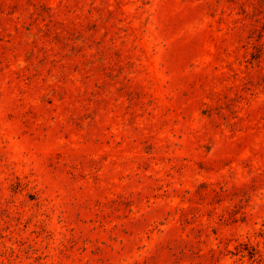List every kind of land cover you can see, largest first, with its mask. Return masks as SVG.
Instances as JSON below:
<instances>
[{"label": "rangeland", "instance_id": "obj_1", "mask_svg": "<svg viewBox=\"0 0 264 264\" xmlns=\"http://www.w3.org/2000/svg\"><path fill=\"white\" fill-rule=\"evenodd\" d=\"M0 264H264V0H0Z\"/></svg>", "mask_w": 264, "mask_h": 264}]
</instances>
